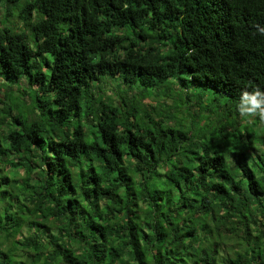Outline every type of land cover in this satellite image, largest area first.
I'll return each mask as SVG.
<instances>
[{"label":"trees","instance_id":"1","mask_svg":"<svg viewBox=\"0 0 264 264\" xmlns=\"http://www.w3.org/2000/svg\"><path fill=\"white\" fill-rule=\"evenodd\" d=\"M0 7V264H264V0Z\"/></svg>","mask_w":264,"mask_h":264},{"label":"clouds","instance_id":"2","mask_svg":"<svg viewBox=\"0 0 264 264\" xmlns=\"http://www.w3.org/2000/svg\"><path fill=\"white\" fill-rule=\"evenodd\" d=\"M238 110L242 116H259L264 122V91L255 89L252 92H244L238 104Z\"/></svg>","mask_w":264,"mask_h":264},{"label":"rangeland","instance_id":"3","mask_svg":"<svg viewBox=\"0 0 264 264\" xmlns=\"http://www.w3.org/2000/svg\"><path fill=\"white\" fill-rule=\"evenodd\" d=\"M3 13H4V8H1V7H0V20L2 19ZM10 19H11L12 23H15V24L18 25V26H22V21H21L19 18L15 17V16H12V17H10ZM114 83H116V82H114ZM114 83H112V85H110V87L108 88V91H111L110 89L113 88ZM14 88H16L15 85H14ZM0 92H1V91H0ZM17 94L20 95V97H19L20 100H26V101L29 100V95H28V94H23V93H21V92H17ZM1 98H2V97H1ZM3 98H4V97H3ZM2 105H3V102H2V100L0 99V106H2ZM256 117H257V116H248V119H249V121H253V119H256Z\"/></svg>","mask_w":264,"mask_h":264}]
</instances>
